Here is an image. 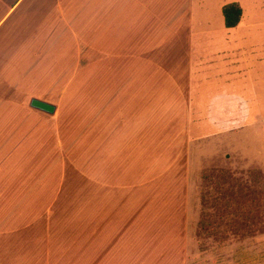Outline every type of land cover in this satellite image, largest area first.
<instances>
[{
    "label": "crops",
    "instance_id": "obj_1",
    "mask_svg": "<svg viewBox=\"0 0 264 264\" xmlns=\"http://www.w3.org/2000/svg\"><path fill=\"white\" fill-rule=\"evenodd\" d=\"M190 7L186 36L179 0H0V264H260L259 210L132 187L166 168L184 47L190 97L219 99Z\"/></svg>",
    "mask_w": 264,
    "mask_h": 264
},
{
    "label": "rangeland",
    "instance_id": "obj_2",
    "mask_svg": "<svg viewBox=\"0 0 264 264\" xmlns=\"http://www.w3.org/2000/svg\"><path fill=\"white\" fill-rule=\"evenodd\" d=\"M179 1L181 17H185L182 34L190 36L191 5L196 14L203 11L208 21L196 19L197 33L208 28L213 31L215 38L203 42L207 46L214 42L207 59L213 68L212 80L202 86L210 97L219 99L204 103L190 97L185 80L190 49L184 47L188 53L180 51L184 80L180 94H167L166 100L170 97L171 102L152 107L163 119L159 128L171 148L165 154L166 168L151 170L148 180H143L149 183L133 185V190L165 193L170 198L191 193L206 198L207 207L227 204L229 208L259 210L257 216L249 217L258 225L247 232L264 242V0ZM232 2L243 12L235 30L224 27L222 15V7ZM183 38L185 45L188 39ZM194 91L201 96L198 88ZM261 252L260 264H264V248Z\"/></svg>",
    "mask_w": 264,
    "mask_h": 264
},
{
    "label": "trees",
    "instance_id": "obj_3",
    "mask_svg": "<svg viewBox=\"0 0 264 264\" xmlns=\"http://www.w3.org/2000/svg\"><path fill=\"white\" fill-rule=\"evenodd\" d=\"M242 13V7L237 2L225 4L222 7L225 27L231 29L238 26L242 19Z\"/></svg>",
    "mask_w": 264,
    "mask_h": 264
},
{
    "label": "water",
    "instance_id": "obj_4",
    "mask_svg": "<svg viewBox=\"0 0 264 264\" xmlns=\"http://www.w3.org/2000/svg\"><path fill=\"white\" fill-rule=\"evenodd\" d=\"M32 105L37 107V108H40L42 110H46L47 112H50L53 110V106H50L48 104H45L43 102H40L38 100H33L32 101Z\"/></svg>",
    "mask_w": 264,
    "mask_h": 264
}]
</instances>
